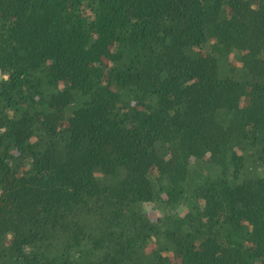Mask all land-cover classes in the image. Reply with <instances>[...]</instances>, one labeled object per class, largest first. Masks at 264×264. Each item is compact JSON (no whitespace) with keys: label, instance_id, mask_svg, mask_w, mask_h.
<instances>
[{"label":"trees","instance_id":"1","mask_svg":"<svg viewBox=\"0 0 264 264\" xmlns=\"http://www.w3.org/2000/svg\"><path fill=\"white\" fill-rule=\"evenodd\" d=\"M0 264H264V0H0Z\"/></svg>","mask_w":264,"mask_h":264},{"label":"rangeland","instance_id":"2","mask_svg":"<svg viewBox=\"0 0 264 264\" xmlns=\"http://www.w3.org/2000/svg\"><path fill=\"white\" fill-rule=\"evenodd\" d=\"M149 207V206H148Z\"/></svg>","mask_w":264,"mask_h":264}]
</instances>
